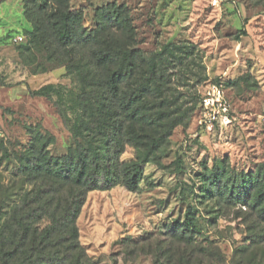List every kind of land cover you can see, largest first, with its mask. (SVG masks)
Instances as JSON below:
<instances>
[{
  "label": "trees",
  "instance_id": "16d2710c",
  "mask_svg": "<svg viewBox=\"0 0 264 264\" xmlns=\"http://www.w3.org/2000/svg\"><path fill=\"white\" fill-rule=\"evenodd\" d=\"M22 2L30 29L19 53L35 62L31 72L63 67L82 86L79 93L70 92L74 121L63 153L51 152L39 125L25 126L27 139L19 148L10 150L0 141V264H95L80 243L77 225L87 194L116 186L140 192L145 166L162 165L175 128L187 126L191 113L199 111L195 84L205 78L189 77L199 75L190 45L167 43L152 52L137 47L125 4L96 6L92 24L85 26L82 11L72 9L70 0ZM31 93L61 95L53 84ZM127 147L135 150L131 158L124 157ZM195 176L198 193L194 186L191 192L199 203L250 209L264 233V169L237 171L220 161ZM178 198L184 213L164 233L174 245L148 252L152 264L209 262L217 253L213 241L205 237L208 243H197V209L182 187ZM218 217L215 211L207 221ZM260 233L255 237L250 229L235 249L236 264H264L257 258L263 256Z\"/></svg>",
  "mask_w": 264,
  "mask_h": 264
},
{
  "label": "rangeland",
  "instance_id": "374dc122",
  "mask_svg": "<svg viewBox=\"0 0 264 264\" xmlns=\"http://www.w3.org/2000/svg\"><path fill=\"white\" fill-rule=\"evenodd\" d=\"M111 2L129 7L135 43L143 51H156L167 43L193 47L199 75L191 72L189 77L205 78L195 84L193 102L217 81L228 102L229 121L207 130L199 124L200 109L193 111L187 126L175 128L162 165L145 166L140 192L121 186L89 192L77 219L80 243L95 264H152L153 254L148 252L174 245L164 240V233L166 225L184 213L178 198L182 187L197 209L201 226L197 243H208L203 239L207 237L213 241L212 250H217L204 264H236L235 249L250 229L259 235L262 225L245 207L199 203L195 174L220 161L237 171L264 169V0L216 4L210 0H70V6L81 10L84 25L90 26L94 8ZM23 10L22 0H0V141L10 150L19 148L27 139L25 126L39 125L57 155L71 142L74 116L68 100L82 84L65 74L63 67L31 72L35 62L29 61L27 53H19L30 29ZM18 35L23 37L20 42L14 41ZM46 84H53L61 95L31 93ZM134 155L135 150L127 147L124 157ZM8 172L3 173L9 176ZM211 209L219 215L214 222L207 221L215 212L209 213ZM258 246L263 256L257 258L263 262L264 243Z\"/></svg>",
  "mask_w": 264,
  "mask_h": 264
},
{
  "label": "built area",
  "instance_id": "2783aa9c",
  "mask_svg": "<svg viewBox=\"0 0 264 264\" xmlns=\"http://www.w3.org/2000/svg\"><path fill=\"white\" fill-rule=\"evenodd\" d=\"M219 0H210L211 4L218 3ZM23 37L18 35L14 41H22ZM200 117L199 124L211 130L215 123L226 124L228 119V102L225 98L221 84L209 83L200 97Z\"/></svg>",
  "mask_w": 264,
  "mask_h": 264
}]
</instances>
